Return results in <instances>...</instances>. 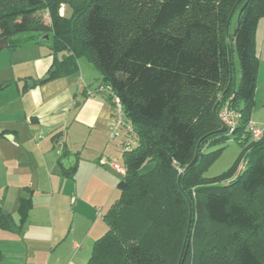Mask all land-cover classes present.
Wrapping results in <instances>:
<instances>
[{
  "label": "trees",
  "instance_id": "1",
  "mask_svg": "<svg viewBox=\"0 0 264 264\" xmlns=\"http://www.w3.org/2000/svg\"><path fill=\"white\" fill-rule=\"evenodd\" d=\"M64 5L73 11L68 20L59 15ZM262 19L264 0H0V39L9 52L47 45L53 62L45 81L76 74L84 59L133 126L137 146L122 152L118 197L85 264H264V131L252 142L245 129ZM226 104L239 117L229 137L216 133ZM229 138L239 145L238 158L223 174L204 178L220 152L204 149ZM30 201L19 198L17 223L0 208V230L18 234Z\"/></svg>",
  "mask_w": 264,
  "mask_h": 264
},
{
  "label": "crops",
  "instance_id": "2",
  "mask_svg": "<svg viewBox=\"0 0 264 264\" xmlns=\"http://www.w3.org/2000/svg\"><path fill=\"white\" fill-rule=\"evenodd\" d=\"M256 26L259 67L250 120L260 128L264 19ZM46 46L25 43L10 57L0 54V208L17 223L19 198L32 202L18 234L0 230V264L87 263L118 194L120 178L100 163H117L123 152L109 135L111 106L95 93L101 77L78 59L76 74L43 80L53 62Z\"/></svg>",
  "mask_w": 264,
  "mask_h": 264
},
{
  "label": "built area",
  "instance_id": "3",
  "mask_svg": "<svg viewBox=\"0 0 264 264\" xmlns=\"http://www.w3.org/2000/svg\"><path fill=\"white\" fill-rule=\"evenodd\" d=\"M96 95L100 94L102 96H105L107 102L110 104L111 109V124L112 127H110L111 132L110 135L116 137L118 135L114 134L115 131L119 129H125L128 138L132 139L134 137V131L132 123L129 121V119L126 117L123 111V107L119 101V99L115 96L112 89L109 86H100L95 91ZM218 120L221 127H224L226 132L225 134L227 136H231L234 132V129L237 126L238 123V114L234 111L230 110L227 106V104L221 108V110L218 113ZM116 127V128H113ZM249 134L250 139L253 141H257L262 138L263 135V129L258 128L254 123L251 122V120L247 123V126L245 128ZM130 146L129 142L125 143V145H121L120 147L122 150H128V147ZM101 165H108L109 168L112 169V172L116 173L119 176L125 175V167L123 165L117 164V163H108V161H104V159L100 160ZM241 166L236 167L237 173L243 169L242 167L245 165V162L241 161Z\"/></svg>",
  "mask_w": 264,
  "mask_h": 264
},
{
  "label": "rangeland",
  "instance_id": "4",
  "mask_svg": "<svg viewBox=\"0 0 264 264\" xmlns=\"http://www.w3.org/2000/svg\"><path fill=\"white\" fill-rule=\"evenodd\" d=\"M40 15H41L40 17H41L42 22H44L46 25H49L50 22H49L48 14L46 12H43ZM24 38H25V35L17 36V39H24ZM0 54L5 55L6 57H10V53L7 49L1 50ZM232 63H233L232 64L233 69L235 71L233 78H235V80H238V72H237L238 71V65H237L238 62H237V58H236L235 54L232 55ZM96 73L100 76V74L97 71H96ZM254 108H255V103H254L253 110H254ZM253 110H252V112H253ZM110 121H111V118H110ZM110 127H112L111 122H110ZM110 127H109V135L112 132L110 130ZM113 128H116V127H113ZM116 129H118V130L115 131L114 134H116L118 136H116V137H114L112 135H110V136H112V138L115 139V142H117L118 145L119 144L125 145V143L129 142L130 146L128 147V151L133 150L135 148V146H137V139L135 138V136L132 139H129L127 134H125L126 133L125 129H123V128L122 129L116 128ZM260 129L264 130V126H261ZM218 150H220L219 155H217L213 160H211L209 163H207L206 167L204 168L202 175L206 179H212L213 177L219 176V175L223 174L224 172H226L229 169V167H231L233 165V163L236 161V159L239 156L238 154L240 153L239 145L237 144V142H235L231 138H229L228 140H226L225 142H222L220 144H216V145L206 147L204 149L203 153L212 154ZM116 162L120 165H123V160H121V158L119 160L117 159ZM241 164L242 163L240 162L238 164V167H240ZM117 177L120 178V180L122 178V176H119V175H117ZM117 197H118V194H117Z\"/></svg>",
  "mask_w": 264,
  "mask_h": 264
},
{
  "label": "water",
  "instance_id": "5",
  "mask_svg": "<svg viewBox=\"0 0 264 264\" xmlns=\"http://www.w3.org/2000/svg\"><path fill=\"white\" fill-rule=\"evenodd\" d=\"M60 8L61 9H60L59 15H60L61 18L68 20V19H70L73 16V11H72L71 8L68 7V5H64V6L60 7ZM235 9H236V6H234L233 9H232V11L229 13V17H228V20H227V26H229V23H230V21H231V19L233 17V13H235ZM242 10L243 9H241L240 12H242ZM240 12H239V14H240ZM237 25H239V24H237ZM237 25H236V27H237ZM236 30H234V34H235ZM44 38H45V40H47L48 39V36H45ZM7 47H9L7 39L5 37L2 38V39H0V50L6 49ZM226 52L228 53V59H229V62L231 64V61H230L231 60V53H230V47L229 46L227 47V51ZM230 77H232V76H230ZM46 79H47V76H45L43 78V80H46ZM229 80H231V78ZM217 103L214 104L213 109H212V112L214 114H215L216 109L218 107ZM225 132H226L225 128L224 127H221L220 129H218V131L216 133L217 134H224ZM196 156H197V152H196L195 156H193L194 159L192 160V162L190 163V165H192L194 163V161L196 159ZM31 177H32V181H31V185H30L29 190L34 191V190H36V176H35L34 172H33V174H32ZM180 177L181 176H179L178 177V180H177V184H178L179 187H180V183H179L180 182ZM188 205L190 207V203H188ZM187 222H188L187 223V232L185 233V235H187V233L189 231V226H190V222H191V214L190 213H189L188 221ZM178 264H179V262H178Z\"/></svg>",
  "mask_w": 264,
  "mask_h": 264
}]
</instances>
